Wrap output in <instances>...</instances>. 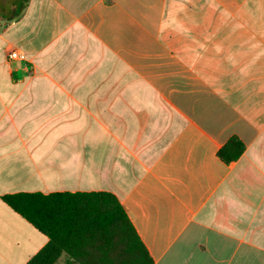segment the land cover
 Returning <instances> with one entry per match:
<instances>
[{
  "label": "crops",
  "instance_id": "0c3cea01",
  "mask_svg": "<svg viewBox=\"0 0 264 264\" xmlns=\"http://www.w3.org/2000/svg\"><path fill=\"white\" fill-rule=\"evenodd\" d=\"M57 192L115 195L154 264H264V0H0V264L49 242L3 197Z\"/></svg>",
  "mask_w": 264,
  "mask_h": 264
},
{
  "label": "trees",
  "instance_id": "16d2710c",
  "mask_svg": "<svg viewBox=\"0 0 264 264\" xmlns=\"http://www.w3.org/2000/svg\"><path fill=\"white\" fill-rule=\"evenodd\" d=\"M244 146L231 138L218 152L230 163ZM4 202L41 233L48 244L28 264H154L117 197L108 192L16 193Z\"/></svg>",
  "mask_w": 264,
  "mask_h": 264
},
{
  "label": "built area",
  "instance_id": "2783aa9c",
  "mask_svg": "<svg viewBox=\"0 0 264 264\" xmlns=\"http://www.w3.org/2000/svg\"><path fill=\"white\" fill-rule=\"evenodd\" d=\"M26 54L22 52L19 49H11L8 52V61L13 62V61H20L24 62L26 61ZM29 68V67H28Z\"/></svg>",
  "mask_w": 264,
  "mask_h": 264
}]
</instances>
